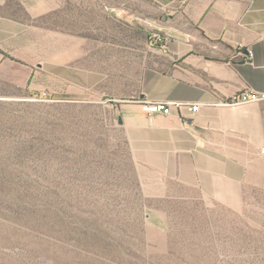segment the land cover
<instances>
[{"label":"rangeland","instance_id":"374dc122","mask_svg":"<svg viewBox=\"0 0 264 264\" xmlns=\"http://www.w3.org/2000/svg\"><path fill=\"white\" fill-rule=\"evenodd\" d=\"M181 1L0 0V264H264V102L193 142L142 108Z\"/></svg>","mask_w":264,"mask_h":264},{"label":"crops","instance_id":"0c3cea01","mask_svg":"<svg viewBox=\"0 0 264 264\" xmlns=\"http://www.w3.org/2000/svg\"><path fill=\"white\" fill-rule=\"evenodd\" d=\"M179 0H167V2ZM168 35L165 48L150 47V68L144 77L145 97L172 104L168 134L190 131L188 139L198 136L201 123L215 129L220 126L229 133L241 132L234 122L207 117L236 92H264V3L255 0H183L167 12L166 18L151 23ZM176 104H199L192 114L187 107ZM237 109V107H230ZM180 118H179V117ZM193 117L182 123L181 117ZM206 118L203 120V118ZM181 123V128L179 124ZM196 125V126H195ZM167 129V128H166ZM181 136L150 140L146 148L174 157L183 146ZM158 141V142H157Z\"/></svg>","mask_w":264,"mask_h":264},{"label":"built area","instance_id":"2783aa9c","mask_svg":"<svg viewBox=\"0 0 264 264\" xmlns=\"http://www.w3.org/2000/svg\"><path fill=\"white\" fill-rule=\"evenodd\" d=\"M150 44L152 47L165 48L168 42V35L161 30H154L150 34ZM264 102V92L256 90H244L236 92L228 101L223 102L222 105L228 107H240L247 104H254ZM183 107H187L190 113L195 114L200 109L199 104H176ZM172 104L166 102H144L142 108L144 112L148 113H162L170 114L172 112ZM261 153L264 154V148Z\"/></svg>","mask_w":264,"mask_h":264},{"label":"water","instance_id":"95a60500","mask_svg":"<svg viewBox=\"0 0 264 264\" xmlns=\"http://www.w3.org/2000/svg\"><path fill=\"white\" fill-rule=\"evenodd\" d=\"M120 123H122V120L120 119Z\"/></svg>","mask_w":264,"mask_h":264}]
</instances>
